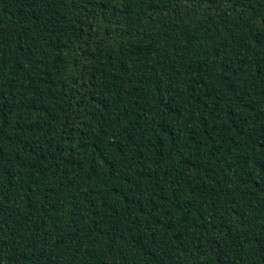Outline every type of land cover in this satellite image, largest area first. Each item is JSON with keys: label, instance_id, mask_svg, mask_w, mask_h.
<instances>
[{"label": "trees", "instance_id": "obj_1", "mask_svg": "<svg viewBox=\"0 0 264 264\" xmlns=\"http://www.w3.org/2000/svg\"><path fill=\"white\" fill-rule=\"evenodd\" d=\"M0 264H264V0H0Z\"/></svg>", "mask_w": 264, "mask_h": 264}]
</instances>
